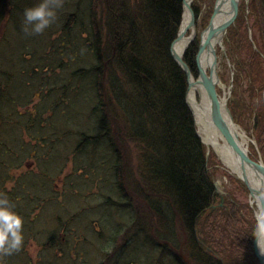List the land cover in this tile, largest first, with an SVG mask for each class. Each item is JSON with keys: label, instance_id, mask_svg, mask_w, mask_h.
<instances>
[{"label": "trees", "instance_id": "16d2710c", "mask_svg": "<svg viewBox=\"0 0 264 264\" xmlns=\"http://www.w3.org/2000/svg\"><path fill=\"white\" fill-rule=\"evenodd\" d=\"M198 1L195 0L191 6L196 18L200 10H197ZM39 2L0 0V125L5 123L6 117H17V124L12 126H24V112L19 111L18 106L24 105L26 98L24 94L12 97L9 82L18 75L24 77V62L30 61L39 51L38 39L42 40V34H29L24 30V10ZM101 7L104 14L99 9ZM182 12L183 0H90L89 25L84 40L79 36L83 29L75 28L76 13L65 16L61 32L53 33L52 24L51 28L45 29L46 38L51 41L49 47L55 48L56 53H59L60 46H65L66 51L73 50L71 55L76 58L78 66L71 74L77 75L74 78L77 86L79 81L87 79L83 91L85 97L88 92L90 96L87 98L92 99L88 116L93 117L96 129L88 136L80 132L81 141L77 150L84 145L87 148L88 144L97 148L103 141L111 151V178L104 174L99 182L98 189L102 195L96 199H105L103 206L98 208L105 210V215L116 214L125 219L126 229L138 235H141L139 232L146 234L142 244L159 252V257L165 255L166 262L257 264L253 250L255 208L248 201L240 200L239 196L241 193L248 197L249 190L240 179L231 177L238 190L225 189L220 204V195L209 168L213 161L206 156V147L198 136L186 102L188 80L170 52L179 31ZM101 15L105 16L104 20L100 19ZM64 36L67 41L73 37L74 40H70L73 48L62 45ZM224 44L227 55L234 63L233 85H240L244 74L248 79L247 88L254 95L251 103L247 104L237 98L234 89L227 106L236 122H239L244 110L249 109L254 118L253 129L260 133L264 118L254 97L258 96L259 82L264 83V0H248L247 5L243 2L239 6L235 21L227 28ZM82 48L87 59L80 51ZM198 49L199 35L183 53V61L194 77L198 75ZM242 52L245 54L243 61L239 59ZM10 53H15V56ZM62 55L52 60V66L50 63L34 66L33 72L48 66L54 69L55 61L58 68H66L70 61H65ZM66 55L69 56L68 52ZM46 59L49 60L48 57ZM83 60H88V64L82 65ZM26 84L30 86L32 82L28 80ZM19 85L24 88V79ZM46 85L41 83L37 92L33 89L35 97L46 96V93L41 94ZM2 130L0 127V193L8 196L14 210L24 218L29 215L26 212L29 200H24V190L21 189L25 186L20 184L17 192L5 187L8 166H18L15 161L24 155V147L20 140H17L18 148L7 143L6 147ZM15 130L19 139L22 129ZM259 138H262L259 146L264 160V132ZM19 152L22 153L20 156ZM93 155L95 153L92 152ZM249 155L257 160L253 153ZM11 158L13 160L9 162ZM89 185L91 189L92 182ZM212 205L217 206L208 212ZM106 210L109 211L106 213ZM34 221L35 217L24 221L22 247L11 255L0 257V264L22 261V264H32L25 242L29 231L35 230ZM60 225L64 227L66 224ZM52 233L49 237L55 235L54 231ZM94 238L97 239L96 233ZM47 244L51 245V242ZM46 247L44 245L43 249L47 252L49 247ZM104 252L107 254L104 257L112 253ZM63 259L59 253L38 258L37 261L55 264ZM91 260H94L93 257ZM146 261L150 264L153 260Z\"/></svg>", "mask_w": 264, "mask_h": 264}, {"label": "rangeland", "instance_id": "374dc122", "mask_svg": "<svg viewBox=\"0 0 264 264\" xmlns=\"http://www.w3.org/2000/svg\"><path fill=\"white\" fill-rule=\"evenodd\" d=\"M194 1L192 0L191 6ZM243 2L247 5L248 0H239L238 11ZM214 3L215 0L198 1L199 17L194 16L193 30L195 35L192 40L199 35L200 41V34L209 22ZM99 9L103 13L102 7ZM68 13L77 14L75 28L79 27L80 31L83 29L84 33H80L79 36L86 35L87 24L89 25L87 19H89L90 13V0H59L56 18L52 23L53 33L61 32V24ZM104 17L101 15L100 19L104 20ZM49 27L51 28V25ZM226 33L227 29L222 37L221 46L218 44L215 46L216 69L221 82L217 84V92L220 97L225 96L226 103H228L227 101L235 89L237 98L245 100L249 104L253 93L247 88L248 79L244 74L241 77V80L244 78L241 84L233 85L234 63L231 61L230 55L228 56L226 53L224 44ZM40 34H42V40L38 39V53L30 61L24 62V77L18 75L9 82L11 83L9 93L12 97H19L20 94H24V98H26L24 105L18 106L19 111L24 112V126H12L13 123L17 124V117H6L5 123L0 125L3 129L2 134L5 137L3 139L6 147L9 144L13 148H18L17 140H20L19 142L22 143L25 150H23L24 155L20 159L15 158L17 167H13L12 164L8 166L9 174L5 187L17 192L20 184L25 186L21 189L24 190V200H29V208L26 211L29 215L25 216L23 221L27 222L35 217V221L32 223L35 230L29 231V237L25 242V250L31 259V263L47 264V262L41 263L37 259H44L49 255L61 253L64 259L55 262V264H107L106 260L108 264H149L146 263V260H153L150 264H164L167 259L165 255L159 257V252L154 251V249L153 251L149 250L148 245L146 247L142 244L146 234L139 232L141 235H138L135 231L126 229L124 226L125 219L119 218L116 214L105 215V210H99L98 206H103L102 201L105 198L96 199L98 195H102L99 193L98 185L104 174L105 176L108 175L109 179L111 178L112 154L103 141H100V146L97 148L88 144L87 148L84 145L80 150H77L80 145L79 141H81L80 132L84 136H88L93 134L96 129V122L93 117L88 116L92 99L87 98L90 96L88 92L85 97L83 91V85L87 79L79 81L78 87V83L74 79L77 75L71 74V71L78 66L76 58L71 55L73 50L71 52L66 51L65 46L59 45V53H56L55 48L49 47L51 41L46 38V31L44 30ZM249 36L251 37L250 30ZM70 40H74L73 37H69V41H67L64 36L62 45H70L73 48ZM14 51L17 52V49L15 48ZM63 51L68 52L69 56L66 53L63 54ZM80 51L84 56L86 55L83 48ZM10 54L15 56V53ZM44 54L48 57V61ZM57 55H62L65 61H70L66 68L65 66L58 68V62L55 61L54 69L48 66L47 69L40 71L36 69V73L33 72V67L36 65L40 67L50 63L52 66V60L54 61ZM243 57H245L244 52L239 55V59L243 61ZM84 58L87 59L86 56ZM262 62L264 67V56H262ZM87 64L88 60L82 63V65ZM22 79H24V88L19 85ZM28 80L32 82L30 86L26 84ZM41 83H47L45 88L41 90V94L46 93V96L35 97L33 89L37 92V87ZM258 87L260 88L258 89V96L256 94L254 98L262 111L260 114L264 118V83L259 82ZM77 88L79 89L77 90ZM187 105L189 107L188 102ZM234 122L248 137V152L253 153L256 159H260L264 163L259 146L262 139L259 137L260 133L264 132V123L260 133L257 129H253L254 118L249 114V109L244 110L239 122ZM15 129H22L19 139H17V130ZM205 147L207 158L213 161L212 164H209V168L213 173V180L217 184L216 191L223 201L225 189L228 188L237 192L238 188L232 178H239L221 161L213 148L206 145ZM92 152L95 155L92 156ZM18 154L20 156L22 153L19 152ZM11 160L13 159L11 158L9 162ZM89 182L93 184L91 189ZM109 184L114 186L112 182ZM105 190L108 191L107 188ZM239 196L240 200L248 201L250 204L249 194L248 197L241 195V193ZM18 197L20 199L19 194ZM93 199L95 202H92ZM222 201L220 200V202ZM108 211L106 210V213ZM77 215L80 216L76 219ZM60 223L66 225L63 227ZM52 231L55 232V235H52L53 238L52 236L49 237ZM95 233L97 239L94 238ZM47 242H51V245H48ZM43 243L47 246L46 248L49 247L47 252L43 249ZM100 245H102V249L99 248ZM104 250L112 252L109 257H104L106 254ZM208 251L211 253L210 249ZM92 257L94 260H91ZM155 260L160 261L155 262ZM22 262H18V264H22ZM166 264L170 263L166 262Z\"/></svg>", "mask_w": 264, "mask_h": 264}, {"label": "water", "instance_id": "95a60500", "mask_svg": "<svg viewBox=\"0 0 264 264\" xmlns=\"http://www.w3.org/2000/svg\"><path fill=\"white\" fill-rule=\"evenodd\" d=\"M184 4H185V0H183V7ZM238 5H239V0H215L209 22L205 27V29L200 34L199 49L196 55V66L198 71L197 78H200V80L205 84L207 88L209 99L211 101V115L213 121L215 125L218 127V129L221 131L222 135L224 136L227 146L229 147V150L238 160V166L241 172V176H237V178H239L247 186L249 190L250 205L251 207L256 206V209L254 210V215L256 219L257 212L264 211V193L262 192V189H264V163L260 159L254 160L250 157L247 145H245V142H243L239 138L240 128L238 125L235 124L230 109L227 106L226 100L220 102L219 94L216 90L217 85L215 86L214 84H212L208 76L209 74L215 72L214 68L216 66V55H215L214 44L216 43V45L218 44L221 46V40L224 33L226 32L227 27L234 21L237 15ZM189 6L192 14L191 25L194 29V21H195L194 12L191 8V5ZM225 15L226 17H224V19H222L219 23H216L217 18H221ZM194 35H195L194 30H192L190 34V38L185 48L187 47L189 42L193 39ZM178 36H179V32L177 34V37L171 44L170 52L172 57L178 63V65L184 70L188 80V87H189L190 78L193 75L190 69L188 68L187 64L183 61V54L181 56L180 55L178 56L175 55L173 52V45L176 39L178 38ZM204 45L207 46L212 58L208 75L201 68L199 62V55ZM225 113H227L228 119L227 117H225ZM214 186L216 188L217 186L216 182H214ZM255 197L258 199V202L255 203V205H253V199H255ZM220 200L222 201V197ZM216 206L217 205H212L209 208L208 212L212 211ZM256 210L258 211L255 212ZM253 250L257 257L258 264H264V253H262V250L259 249L255 238L253 241Z\"/></svg>", "mask_w": 264, "mask_h": 264}, {"label": "bare ground", "instance_id": "6f19581e", "mask_svg": "<svg viewBox=\"0 0 264 264\" xmlns=\"http://www.w3.org/2000/svg\"><path fill=\"white\" fill-rule=\"evenodd\" d=\"M191 2L192 0H185L179 27V36L173 45V52L178 56H181L183 54L184 48L190 38L191 31L193 30V27L191 25L192 14L189 6ZM224 17H226V15L221 18H217L216 23H219L222 19H224ZM215 46L216 43L214 44V47ZM211 61L212 58L210 51L208 50L207 46L204 45L199 55V62L201 68L206 72L207 75L209 74L208 72L210 69ZM214 71L215 72L209 74L208 76L210 78V82L216 86L221 82L217 73L216 66L214 68ZM186 98L193 113L196 130L201 140L207 147H211L216 151L221 161L229 168L231 172L235 173L236 176H241V172L238 166V160L229 150L224 136L213 121L211 115V101L209 99L207 88L205 84L200 80V78H196L194 76L190 78V84L187 89ZM219 100L220 102H223L226 100V97L219 96ZM225 117H227L228 119L227 113H225ZM239 138L243 142H245V145L248 144V137L241 130H239ZM262 192L264 193V189H262ZM257 202L258 199L255 197V199H253V205H255V203ZM254 208L256 209V206H254ZM257 211L258 210H256L255 212ZM261 250L263 251L264 249Z\"/></svg>", "mask_w": 264, "mask_h": 264}, {"label": "clouds", "instance_id": "9594fccd", "mask_svg": "<svg viewBox=\"0 0 264 264\" xmlns=\"http://www.w3.org/2000/svg\"><path fill=\"white\" fill-rule=\"evenodd\" d=\"M59 0H40L35 6L24 10L26 33H42L56 18ZM23 217L14 210L12 201L0 193V257L19 251L24 243ZM253 236L259 249H264V211L256 215V228ZM264 253V251H262Z\"/></svg>", "mask_w": 264, "mask_h": 264}, {"label": "flooded vegetation", "instance_id": "af4514ba", "mask_svg": "<svg viewBox=\"0 0 264 264\" xmlns=\"http://www.w3.org/2000/svg\"><path fill=\"white\" fill-rule=\"evenodd\" d=\"M106 263L108 264V261L106 260Z\"/></svg>", "mask_w": 264, "mask_h": 264}]
</instances>
